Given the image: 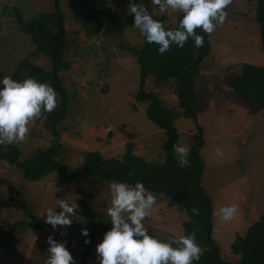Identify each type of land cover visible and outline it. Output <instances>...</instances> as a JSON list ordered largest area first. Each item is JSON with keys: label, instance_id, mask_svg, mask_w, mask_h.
I'll list each match as a JSON object with an SVG mask.
<instances>
[{"label": "rangeland", "instance_id": "1", "mask_svg": "<svg viewBox=\"0 0 264 264\" xmlns=\"http://www.w3.org/2000/svg\"><path fill=\"white\" fill-rule=\"evenodd\" d=\"M109 2L118 18L129 15L127 9L131 3L143 4L150 13L161 14L150 0ZM255 4L256 0H232L226 6L224 23L210 34L211 51L197 81L198 121L184 116L174 121L179 130L177 145L188 149L187 159L198 124L203 127L205 143L201 155L206 166L202 183L213 201L212 236L221 248L222 257L230 262L239 259L231 249L232 242L264 212V108L254 110L229 92V77L233 74L230 67L247 62L264 66ZM60 5L68 33L65 57L70 62V68L61 70L60 75L71 104L59 124L57 136L46 125L43 110L29 122L24 139L15 143L21 150L20 159L25 160L37 148L56 143V160L76 169L82 166L89 151L122 161L130 143L134 153L145 160L163 162L168 130L151 120L145 112L147 102L136 98L139 64L137 54L129 47L142 45L139 29L129 25L121 35H90L81 26L80 1L60 0ZM54 6V0H0V77L10 76L26 56L48 70L52 68L46 55L33 53V40L21 30L20 22L41 12H51ZM166 12L169 18L165 29L174 28L179 12ZM152 86L167 108L180 110L171 80L153 82ZM218 148L220 153L216 151ZM175 155L179 160L176 152ZM0 180H3L0 182V264H45L49 236L63 242L73 256L71 264H77L86 246L82 228L92 235L87 264H98L96 245L111 228L107 215L111 206L109 184L119 181L87 175L68 183L61 181L56 172L29 181L22 169L6 161H0ZM148 191L155 196V203L143 221L148 231L161 240L185 235L183 223L189 219L186 211L171 197ZM11 195L25 201L33 216H28ZM65 198L73 203L79 200L86 203L76 210L70 225L53 229L45 223L47 214H41L47 208H55L56 199ZM228 205H235L237 211L226 221L219 209ZM99 211H103V221L94 214ZM78 216L84 220H78Z\"/></svg>", "mask_w": 264, "mask_h": 264}, {"label": "trees", "instance_id": "2", "mask_svg": "<svg viewBox=\"0 0 264 264\" xmlns=\"http://www.w3.org/2000/svg\"><path fill=\"white\" fill-rule=\"evenodd\" d=\"M83 12L80 18L81 26L90 35H121L124 29L134 24L132 14L126 18L114 15L109 0H79ZM54 10L41 12L29 20H22L20 28L29 34L35 45L34 54H44L50 61V70L35 63L29 56L20 60L10 77L23 80L32 77L39 82L49 83L56 91V108L51 112H44L45 123L53 133L59 135V124L67 116L71 104V96L60 75L61 70L70 68V62L65 57L67 42L66 16L62 11L60 0H54ZM148 10V8L145 6ZM179 13L174 25H179ZM164 28L167 25V12L154 14ZM255 18L259 24L261 46L264 51V0H256ZM203 38V45L196 47L192 37H189L183 47L171 44L164 53L158 52V45L143 43L139 48L129 47L137 54L139 64V88L136 98L147 102L146 115L160 128L168 130V138L164 143L165 159L163 162H150L134 153L133 146L128 143L120 167L116 158H105L99 151H89L80 168L71 169L58 162L55 158L57 145L53 143L47 148H37L25 160H21V150L17 144L0 148V161L17 165L24 171L25 178L37 181L51 172H56L63 182L71 181L83 176H98L107 180H117L134 184L141 181L147 190L174 199L180 208L186 211L189 219L184 221L185 235L194 233L196 242L204 251L200 259L194 264H264V212L258 220L251 224L244 234L238 235L231 244L234 254L239 255L236 262L225 260L221 248L216 240L207 236L208 229L213 225V201L211 195L202 183L205 161L201 155L204 146L203 127L198 124V132L193 135L194 142L188 154V163L181 165L175 155L173 145H177L179 130L175 126L176 118L184 116L198 121L197 100L199 97L197 81L203 73V63L210 54V34L201 29H195ZM235 67V68H234ZM229 77V92L237 100H243L254 110L264 108V66L254 63H238L232 67ZM230 68H228L230 70ZM172 81L179 100L180 110L173 111L164 105L159 94L154 90L153 82L160 84ZM3 180H0L2 182ZM11 199H16L12 195ZM28 216L32 217L30 206L23 200L16 199ZM85 201L79 200L78 208ZM198 209L194 214L192 209ZM84 213L89 211L84 207ZM105 219L103 211L95 212ZM110 223V222H108ZM17 224H14L16 226ZM13 226V227H14ZM149 234L153 235L149 232ZM92 235L86 236L85 250L82 259L77 264H87V255L92 249L90 244Z\"/></svg>", "mask_w": 264, "mask_h": 264}, {"label": "clouds", "instance_id": "3", "mask_svg": "<svg viewBox=\"0 0 264 264\" xmlns=\"http://www.w3.org/2000/svg\"><path fill=\"white\" fill-rule=\"evenodd\" d=\"M232 0H150L161 13L168 10L182 13L177 28L165 29L162 23L153 18L143 4L131 3L127 9L134 17L133 27L139 29L147 43H155L158 52L164 53L171 44L183 47L192 37L196 47L204 43L195 29L211 34L217 25L223 24L226 6ZM57 106L56 91L46 82L32 77L22 81L10 76L0 77V148L22 141L28 132V124L44 112H51ZM179 155V163H188V149L183 145H173ZM217 153H220L218 148ZM111 206L107 209L111 228L96 245L98 264H194L200 259L204 249L196 242L194 233L173 236L161 240L149 234L144 219L155 203V196L141 181L134 184L111 182L109 184ZM57 208L60 210L57 211ZM78 205L65 199H56L55 208H47L45 223L55 229L58 225L72 223ZM235 205L221 207L219 213L223 220H230L236 213ZM192 212L198 214V209ZM83 221V216H78ZM81 234L87 236L88 229L82 228ZM47 259L45 264H71L73 256L63 242L51 236L47 239ZM85 243H88L85 240Z\"/></svg>", "mask_w": 264, "mask_h": 264}, {"label": "water", "instance_id": "4", "mask_svg": "<svg viewBox=\"0 0 264 264\" xmlns=\"http://www.w3.org/2000/svg\"><path fill=\"white\" fill-rule=\"evenodd\" d=\"M117 163L119 164L120 167H123V164H122L121 161L117 160ZM212 229H213V227H210V228L208 229L207 236H208L209 238L212 236Z\"/></svg>", "mask_w": 264, "mask_h": 264}, {"label": "crops", "instance_id": "5", "mask_svg": "<svg viewBox=\"0 0 264 264\" xmlns=\"http://www.w3.org/2000/svg\"><path fill=\"white\" fill-rule=\"evenodd\" d=\"M178 98V97H177ZM175 99H176V96H175Z\"/></svg>", "mask_w": 264, "mask_h": 264}]
</instances>
